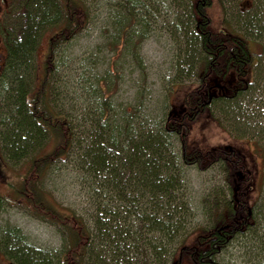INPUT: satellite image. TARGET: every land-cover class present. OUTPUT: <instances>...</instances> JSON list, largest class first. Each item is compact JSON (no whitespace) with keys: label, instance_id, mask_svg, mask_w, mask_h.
Segmentation results:
<instances>
[{"label":"trees","instance_id":"16d2710c","mask_svg":"<svg viewBox=\"0 0 264 264\" xmlns=\"http://www.w3.org/2000/svg\"><path fill=\"white\" fill-rule=\"evenodd\" d=\"M102 1L104 28L97 32L103 41L82 53L83 70L75 75L60 52L87 29L92 6L87 0H19L0 81V156L11 166L28 161L21 188L14 190L59 229L63 244L61 250H35L24 244L19 229L6 226L2 245L17 264H218L229 243L255 227L251 175L239 152L189 148L188 139L202 119L228 133L215 110L233 119L240 130L235 137L248 139L250 129H260L264 101L253 77L258 67L253 46H260L249 36L264 32V0H254V14L247 10L237 18L229 16L224 0H216L223 16L219 29L207 13L211 0ZM156 16L174 22L181 53L196 75V83L172 84L181 87L173 92L180 102L169 90V111L161 120L151 93L149 102L137 93L138 107L130 110L113 105L108 95L119 83L113 75L119 60L130 54L142 65L140 45L151 36L150 20ZM53 28L44 60L34 65L42 32ZM229 73L232 86L213 82ZM48 144L53 145L49 152ZM57 162L75 174L81 213L57 210L40 187ZM216 165L223 170L227 195L211 204L205 226L184 233L179 200L186 191L184 172ZM207 204L204 200L202 207Z\"/></svg>","mask_w":264,"mask_h":264},{"label":"rangeland","instance_id":"374dc122","mask_svg":"<svg viewBox=\"0 0 264 264\" xmlns=\"http://www.w3.org/2000/svg\"><path fill=\"white\" fill-rule=\"evenodd\" d=\"M87 1L92 6L87 29L80 34L69 49L63 47L60 52L63 53L67 67L71 64L72 72L75 75L83 70L80 67L82 53L103 41L99 39L97 32L104 28L103 17L106 9L103 1ZM211 2L212 6L207 10V13L213 25L219 29L223 20L222 9L219 8L216 0H211ZM224 2L230 17L237 18L247 10H251V14L256 12L254 0H232L230 2L224 0ZM163 21L164 18L159 16L150 20L151 27H153L151 36L140 45V54L143 59L142 68L131 59L130 54L125 55L126 57L119 60L121 63L118 64L119 73L113 74L114 77L120 78L118 79L119 83L112 88L110 87L108 93L113 105H121L118 107L122 110H130L132 106L138 107V104L134 102L137 93H141L142 98L146 96L142 102H149L148 93H151V100L156 104L158 119L160 120L169 111L167 92L170 90V98L174 99L175 96L176 99L177 95H174L173 92L176 93L181 88L172 84L196 83L195 68L192 67L190 59L186 63L184 54L181 53L182 43L179 42L178 32L173 30L174 22L171 20ZM233 25L237 29V25ZM56 31L57 28H53L45 29L42 32L34 65H39L44 60L48 48V38ZM252 36L249 38L258 39L260 46L259 48L253 46V50L257 53L256 64H258L253 77L256 78L258 88H261L262 94L259 96L264 101V32L259 33L257 31ZM105 56L110 57L111 53H106ZM64 72L66 73V68ZM234 81L233 74L229 73L224 80L216 78L213 82L229 87L234 84ZM174 102L178 105L179 97ZM213 113L229 129L228 133L211 119L199 120L193 125L189 135V148H198L202 151L229 148L239 152L243 156L244 165L251 175L249 204L251 207L255 206V213L257 214V221L253 230L249 233L240 234L241 238L244 237L242 239L238 236L232 240L218 257V264H264V252L262 251L264 249V119L258 118L260 122L257 125L260 127L259 132L250 129L249 134L252 137L243 139L234 136V133L237 131L239 133L240 130L237 126L236 131V127L233 126V119L229 118L227 112L223 114L222 111L215 110ZM174 142L175 148L178 147L177 140ZM52 147L53 145L48 144L45 151L49 152ZM27 165L28 161H23L20 165L11 166L0 157V226L19 229L27 240V244L33 246L35 250L47 252L61 250L63 237L59 229L47 221H43L41 216L34 212V208H31L24 198L17 195L14 190L21 188V179ZM183 177L185 184H187L184 186L186 191L182 196L179 194V200L182 202L181 207L184 210L183 215H185L186 227L184 230L186 231L184 233H187L197 226H205L208 223L210 214L207 213L212 210L211 204L215 201H221L223 196L227 195V185L224 181L223 170L219 165L204 171L195 167H188ZM40 187L54 202V206H57V210L64 213L67 210L81 213L84 205L79 193L80 188L75 174L65 163L57 162L55 169L45 174L40 182ZM204 200L208 201V204L202 207ZM143 257L144 259L147 257L148 261L151 260L150 253L145 250ZM181 264L187 263L182 262Z\"/></svg>","mask_w":264,"mask_h":264},{"label":"flooded vegetation","instance_id":"af4514ba","mask_svg":"<svg viewBox=\"0 0 264 264\" xmlns=\"http://www.w3.org/2000/svg\"><path fill=\"white\" fill-rule=\"evenodd\" d=\"M18 5L19 0H0V81L4 77V70L7 65L8 50L6 44L8 33L12 32L11 29L17 18ZM2 241V227L0 226V264H17L13 261L14 253H10L7 248H4ZM23 242L28 245L27 240Z\"/></svg>","mask_w":264,"mask_h":264}]
</instances>
